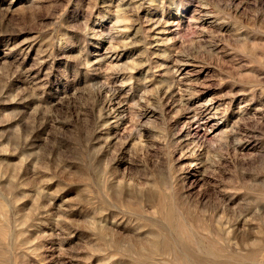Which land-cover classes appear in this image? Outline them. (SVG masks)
Instances as JSON below:
<instances>
[{
	"label": "rangeland",
	"instance_id": "1",
	"mask_svg": "<svg viewBox=\"0 0 264 264\" xmlns=\"http://www.w3.org/2000/svg\"><path fill=\"white\" fill-rule=\"evenodd\" d=\"M0 264H264V0H0Z\"/></svg>",
	"mask_w": 264,
	"mask_h": 264
}]
</instances>
